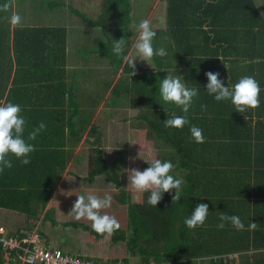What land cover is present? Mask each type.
Wrapping results in <instances>:
<instances>
[{
  "label": "trees",
  "instance_id": "obj_1",
  "mask_svg": "<svg viewBox=\"0 0 264 264\" xmlns=\"http://www.w3.org/2000/svg\"><path fill=\"white\" fill-rule=\"evenodd\" d=\"M159 1L164 14L152 18L150 25L156 33L152 43L154 49L165 48L167 55L153 56L154 65L148 68L135 63V69H131V66L122 58L123 55H128L131 46L130 0H105L104 7L112 16H116L113 22V18L111 19V24L104 19L102 13L99 14L98 20L93 21L86 18L80 11L74 10L90 26L101 29L105 41L99 44V53L108 60L114 73L121 69L118 80L112 85L110 82L107 84L111 99L108 104L117 105L123 99L132 106L140 110L146 109L148 112L147 115L141 111L138 115V119L145 122L144 128L147 130L141 129L143 127L140 125L139 129L132 130L131 133L133 154L131 156L134 159L130 161V169L144 170L148 167L144 160L170 161L175 166L170 174L184 181L178 201L172 203V196L175 194L173 189L170 193L163 194L162 200L156 207L147 203L150 192H137L130 184L128 189L121 188L117 172L108 168L106 158L102 154L101 131L96 124L92 123L85 139L93 145V153L89 156L90 166L84 179L91 181L97 175L103 174L107 179L112 180L116 187L110 192L114 205L118 203L125 205L128 217L126 227L120 226L111 236L97 234L89 223L75 220L64 221L63 226L68 229L74 228L78 232L80 238L78 255L82 258L97 260L105 258L131 264H140L151 259L162 264H187L186 260L198 257L197 242L189 235L193 232L196 234L200 228L188 229L184 224L185 218L191 215L199 203H206L209 208L219 203L220 190L214 185L219 180L216 175L226 170L234 172L236 168L249 164L248 156H245L243 151L241 153L239 147L242 146L245 138L259 137L257 132H246V135H242L236 131L239 122L234 116L236 110L234 105L233 114L226 108L211 112L210 104L208 115L200 110L202 106L207 107L206 103L209 100H215L205 87L206 84L203 81L206 77L205 73L219 72V66L216 70L213 68H216V63L220 59L207 53L222 56L225 58L223 60L228 61L227 68L222 69L224 72L222 78L219 77L224 81L225 86H233L241 78L235 79L237 70L234 69L241 59L237 57L227 59L224 56L227 53L226 47L218 43L219 41L230 43L228 40L231 36L224 30L226 26L228 28L230 26L229 17H226L224 21L225 27L217 30L220 22L216 18L221 16L217 4L221 0ZM247 1L241 0L242 3H249L253 14L243 16V20L254 17L256 12L252 1ZM56 5H62V2H57ZM233 13L234 11L231 16ZM259 20L263 24L261 27H264V20L261 17ZM246 25L249 26L251 23L247 22ZM121 38L125 40V47L122 55L118 57L112 51L113 40ZM66 39L67 30L64 26L13 28L14 55L12 62L10 60L9 62L10 65L15 64L16 69L13 68L12 87L9 89V98H6L4 103L19 104L21 109L23 108V116L31 113L32 106L42 108L41 110L44 111L37 110L35 113L37 120L34 122L30 118L32 124L27 125L31 127L32 132L41 122L46 125V128L41 130L34 140L27 141L35 148L29 155L28 165H23L19 159L13 158L11 159L13 167L5 168L3 172H0V208L12 209L32 218H38L36 209L39 206L42 210L46 207L60 183L61 175L69 159L65 148L66 134L73 141L81 136V130L79 128L75 130L79 105L72 87L66 82ZM211 41L217 42V46H206L212 43ZM0 54H2L1 51ZM23 67L27 76L19 78L20 74H23ZM132 71L135 75L131 76ZM167 75H179L188 88L198 89V95L193 98L192 105L186 114L189 124L182 129L164 126V120L167 118L173 115H185L181 107L174 103H165L160 96L159 83ZM30 92L32 94H29ZM14 93L20 100H11L15 97ZM219 102L223 101L215 100L213 103L218 105ZM198 111L201 112L200 115ZM43 115L45 116L42 117ZM229 115H233L231 119ZM78 123L81 129L87 124L83 117L78 120ZM192 125L203 130L204 143H196L191 137L189 129ZM145 135L153 138L151 140L162 141L170 152L155 156ZM206 192L212 193V199L210 197L205 199ZM261 203L264 201H256V205ZM247 212L243 209L241 211L242 215L244 214L245 229L237 232H234L235 229H231L233 232L228 229L225 233L233 239L231 242L226 240L227 247L220 251L225 255L229 252L242 251L239 260L243 263L264 264V222L261 223L260 218H256L255 208L252 210V215ZM45 222H50L49 224L54 226L60 225L56 219L50 217L48 211L45 212L41 224L44 225ZM250 222L257 223L256 229L248 228ZM40 230V234H44L45 237L43 227ZM247 250L249 253L245 254ZM252 250L256 253L252 254ZM136 257L139 259L138 262L131 260ZM225 260L227 262L217 259L213 264H232L233 262L228 257ZM0 264H4L1 243Z\"/></svg>",
  "mask_w": 264,
  "mask_h": 264
},
{
  "label": "rangeland",
  "instance_id": "obj_2",
  "mask_svg": "<svg viewBox=\"0 0 264 264\" xmlns=\"http://www.w3.org/2000/svg\"><path fill=\"white\" fill-rule=\"evenodd\" d=\"M18 1L21 2V5L23 4L22 0ZM27 1H30L34 6H38L41 10L35 17V22H45V24L39 26H64L67 30L66 82L72 87L79 105L78 116L75 119V130H78L77 128L81 130L80 138L74 142L66 134V146L70 148L73 143L72 152L75 151L77 159L73 167L70 168L72 174L70 182L68 184L66 181L63 182L61 188L56 190L52 203L48 206L50 217L56 219L60 225L54 226L46 222L36 229L39 231L43 227L44 233H46L45 238L47 239L48 236L47 241L51 245L58 246L70 254H76L79 249L78 241H76L78 240V232L76 233L74 228H66L62 223L75 220L91 224V221L86 218L77 220L74 214H69L77 196L93 194L103 198L105 195H110L114 188L116 189L114 182L107 179L103 174L97 175L91 181L84 179L90 166L89 156L93 153V145L85 139L89 126L94 123L99 127L101 131V150L106 158L108 168L117 172L120 187L128 189L127 170L130 169V161L134 159L131 156V133L132 130L139 129L140 125L143 127L141 129L147 130V128H144L145 122L138 119V115L141 111H144L147 115L148 112L146 109L140 110L138 107L132 106L123 99L117 105L108 104L111 99L107 84L110 82L112 85L118 80L121 76V69L114 73L108 60L99 53V44L105 41L101 29L90 26L80 15L74 12V10H78L86 18L93 21L98 20L99 14L102 13L104 19L111 24V19L113 18V22L116 16H112L109 10L104 7L105 0H26L25 3ZM130 1L132 21L129 26L131 46L128 55L136 59L134 63L146 68L153 67V59L151 58L147 62L140 60L133 45L139 36L137 27L139 22L147 19L151 23L152 18L163 15L164 10L159 0ZM57 2H62V5H56ZM81 117L87 123L83 129L80 128L78 123ZM66 131L68 132V130ZM146 137H148L147 143L155 156L170 152V149H166V145L162 141L151 140L153 138L149 135ZM113 200L112 204H114ZM44 212L43 210L38 211L37 215L40 217ZM101 214L114 216L121 226H126L125 206L120 205L114 207V209H103ZM131 260L134 262L139 261L138 257Z\"/></svg>",
  "mask_w": 264,
  "mask_h": 264
},
{
  "label": "crops",
  "instance_id": "obj_3",
  "mask_svg": "<svg viewBox=\"0 0 264 264\" xmlns=\"http://www.w3.org/2000/svg\"><path fill=\"white\" fill-rule=\"evenodd\" d=\"M22 1L23 4L21 5V2H19L18 0H14V7L10 11H0V48H2L0 49V51L2 52V54H0V103H4L6 98H9L8 93L10 91L9 89L12 87L13 70L16 69L15 64L12 65L11 63L10 65V62H12L11 59L14 55L12 51L13 28L20 26L35 27L39 26L40 24H45V22H35V17L41 11L39 7L31 4L30 1H27L26 3V0ZM230 1L232 2L229 3ZM251 1L255 7L256 12L254 14V17L248 18V20H243V16L247 17L253 14L249 7V3H247L248 1L242 3L241 0H221L217 4L218 11L221 15L219 18H216L220 22L217 30L223 29L225 27L226 24L224 23V21L226 20V17H229L231 20L230 26L229 28L226 26L224 30L226 33L228 32L227 34H230L232 36H230L228 40V42L230 43H226V41H219L218 43L220 44V46L223 45V47H226L225 52L227 53L224 56L227 57V59H231L232 57L241 59L234 68L235 70H237L235 71V79H239L242 76H252L259 83V86L261 88V98L259 97L260 106L255 109L249 108L244 113H238L236 112L237 110L234 111V106L231 100H223V102H219L218 105H215L213 103L215 102V100L211 99L208 103H206L207 107H203L200 110L208 115V107L210 104L211 112H218V110L224 108L232 112V114L234 111V116H236V119L239 122L236 131L238 133H241L242 135H246V132H257L259 134V137H253L251 139L245 138L244 141H242V146L239 147L241 149H239L241 153L243 151L244 155L248 156L250 161L249 164H244L240 168H236L234 172L231 170H226L216 175L219 177V180L216 181V184L214 185L220 190V195L218 198L219 203H215L213 207L209 208V214L204 225L202 227L195 228L197 230L198 228H200L199 231L196 234L195 232H193L192 235L190 233L189 236H191V238H193L194 241L197 242V250H199V256L193 260H186L185 263L187 264H213L214 260L217 259H223L224 262H227V260H225V258L227 257L233 260L232 264L242 262L239 260V255L243 253L242 251L229 252L226 255L221 253L220 251L227 247L228 243L226 242V240H228V242H231V239H233V237L228 236V233L225 232L228 229H235L229 222L225 223L223 229L217 227V225L221 223V221L219 220V215L221 214V212L227 215L239 216V218L243 222L244 214L242 215L241 213L242 209L246 212L248 210L247 213H250L252 215V210L253 208H255L256 218H260L261 223L264 222V203L256 205V201H264V27H261V25L263 24L260 23L259 20V17L264 20V5H262L264 3V0ZM7 2L8 0H0V5H3ZM229 6L231 7L229 8ZM13 11L18 13L21 17V23L19 25H12L10 23L9 18ZM233 11L234 13L231 16ZM247 22H250L251 25H246ZM257 32H259V34H256ZM231 39L233 40L231 41ZM206 46H217V42H212ZM208 52H210V50ZM207 55L215 56L222 60H219V62L216 63V68H213V70H216L219 66L218 70L221 77L222 73H224L222 69H225V65H229L228 61L223 60L225 58H222V56L216 54L207 53ZM22 73L23 74H20L19 78L27 76V74H25L24 72V67L22 68ZM203 81H205L204 84H207V77H205ZM29 94H32V92H30ZM14 96L15 97L11 100H20L17 94L14 93ZM31 109V113H27L24 116L22 115L24 114L23 108L21 111V115L25 118L26 121L24 131V139L26 140V142L30 141L28 140V136L30 133H32L31 127L27 125L28 123L32 124L30 118H32V121L35 122L37 120L35 116L36 111H44L41 110L42 108H36V106H32ZM198 114L200 115L201 112L198 111ZM44 116L45 115H43L42 117ZM232 116L233 115H229L228 117L231 119ZM244 117L246 119H244ZM235 143L237 142L235 141ZM72 147L73 144L70 148L68 146H65L69 159L66 163L65 170L61 175L59 185L54 190V193L51 196L49 202L43 209V211L45 212H49L50 209L48 206H50V204L52 203L53 197L56 194V190L61 188L63 182L66 181V183L68 184V182H70L71 180L72 174L70 168L73 167V164L77 159L75 151L72 152ZM13 158L16 157L13 155H9L8 157V159L10 160ZM243 160H245V158H243ZM74 177L75 175L73 176V178ZM63 189H65V187H63ZM208 197L212 199V193L208 194L206 192L205 199H207ZM120 205L125 206L121 203H118L117 205L112 204L110 208L114 209V207ZM37 209L36 212L42 210L41 206H39ZM45 212L40 217L37 215L38 218H32L28 217L26 214L17 212L12 209L0 208V225H3L8 233H14L17 231L29 232L37 228L41 224V220L43 219ZM127 217L128 215L126 210V225ZM27 225H31V227ZM237 231V229L234 230V232ZM231 232L233 231L231 230ZM77 238L78 240L76 241H78L79 244L80 238L78 237V234ZM248 253L249 250L245 252V254ZM253 253L256 252L252 250V254ZM193 261L195 262L191 263Z\"/></svg>",
  "mask_w": 264,
  "mask_h": 264
},
{
  "label": "clouds",
  "instance_id": "obj_4",
  "mask_svg": "<svg viewBox=\"0 0 264 264\" xmlns=\"http://www.w3.org/2000/svg\"><path fill=\"white\" fill-rule=\"evenodd\" d=\"M13 7L14 0H8L7 3L0 5V11H10ZM9 20L12 25L21 23L20 15L14 11ZM137 27L139 36L133 47L140 60L147 62L153 56L164 57L167 55V51L163 47L154 49L152 42L156 33L152 30L149 20H141ZM124 47L125 40L123 38L113 40L112 51L118 57L124 52ZM122 58L125 63L131 66V69H135L134 61L136 59L131 58L130 55H123ZM225 67L227 68L226 65ZM132 75H135L134 71L131 72ZM205 75L208 81L205 86L207 92L213 95L216 101L231 100L238 113H244L249 108L255 109L260 106L261 88L254 77L243 76L230 88L225 86L224 81L219 78V72L208 71ZM159 93L165 103H174L181 107L183 113H185L183 116L173 115L171 118H167L164 120V126L182 129L186 124H189L186 114L192 105L193 98L198 95V89L188 88L179 75H167L159 83ZM21 111L19 104L0 103V172H3L5 168L10 169L13 167L12 161L8 159L9 155L15 156L21 164L28 165L30 163L29 155L35 150L34 145L27 143L24 139L26 121L21 115ZM244 119L246 118L244 117ZM45 128L46 125L41 122L39 127L29 134L28 140H34L36 135ZM189 131L196 143L205 142L201 128L192 125ZM144 161L148 164V167L144 170L136 168L127 170L128 184L137 192H150L147 203L153 207H156L162 200L164 193H170L173 189L175 194L172 196V203L178 201L184 181L170 174L175 167L174 164L160 159ZM112 199L111 195H105L103 198L93 194L79 195L69 214H74L77 220L86 218L91 221L92 230L97 234L111 236L121 225L114 216L101 214V210L110 208ZM208 214L209 205L199 203L195 206L191 215L185 218L184 224L190 230L202 227ZM219 220L221 223L217 227L220 229L224 228L226 222L231 223L238 231L245 229V225L239 216L227 215L221 212ZM256 227L257 223L255 222H250L248 225L250 230H254Z\"/></svg>",
  "mask_w": 264,
  "mask_h": 264
},
{
  "label": "built area",
  "instance_id": "obj_5",
  "mask_svg": "<svg viewBox=\"0 0 264 264\" xmlns=\"http://www.w3.org/2000/svg\"><path fill=\"white\" fill-rule=\"evenodd\" d=\"M0 243L4 253V264H131L109 259L82 258L70 254L58 246L51 245L35 228L29 232L8 233L0 225ZM139 264V263H138ZM140 264H162L154 260ZM237 264H245L238 262Z\"/></svg>",
  "mask_w": 264,
  "mask_h": 264
}]
</instances>
